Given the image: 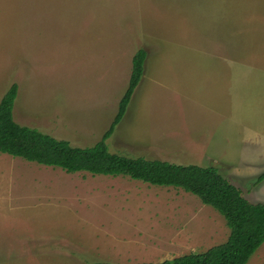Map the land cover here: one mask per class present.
<instances>
[{
  "label": "rangeland",
  "instance_id": "374dc122",
  "mask_svg": "<svg viewBox=\"0 0 264 264\" xmlns=\"http://www.w3.org/2000/svg\"><path fill=\"white\" fill-rule=\"evenodd\" d=\"M141 49L144 76L111 153L213 167L264 204V0H0V103L18 85V124L92 147ZM172 236L179 251H155ZM229 236L182 189L0 154V264L162 263ZM248 264H264V245Z\"/></svg>",
  "mask_w": 264,
  "mask_h": 264
},
{
  "label": "trees",
  "instance_id": "16d2710c",
  "mask_svg": "<svg viewBox=\"0 0 264 264\" xmlns=\"http://www.w3.org/2000/svg\"><path fill=\"white\" fill-rule=\"evenodd\" d=\"M147 52L139 50L132 62V74L117 116L110 129L94 146L79 148L37 129L15 121L14 108L19 87L14 85L0 103V154L21 158L68 173L126 176L161 187H175L201 199L221 214L230 229L227 242L205 253L190 254L162 263L140 264H248L264 245V204L251 203L242 191L222 176L218 169L179 166L159 160L130 158L111 153L107 144L125 118L132 97L145 71ZM264 181V174L258 179ZM110 264V263H96Z\"/></svg>",
  "mask_w": 264,
  "mask_h": 264
},
{
  "label": "crops",
  "instance_id": "0c3cea01",
  "mask_svg": "<svg viewBox=\"0 0 264 264\" xmlns=\"http://www.w3.org/2000/svg\"><path fill=\"white\" fill-rule=\"evenodd\" d=\"M211 161L217 166V164H219V163H222V164H226V160H224V158H222V157H218L217 159H214V158H212L211 159ZM227 164L228 165H231V163L230 162H227ZM215 165H213V166H215ZM215 166V167H216ZM199 167V166H198ZM219 168V167H218ZM220 169V168H219ZM237 169H238V167H237ZM241 172V171H240ZM242 175H244V176H250L249 174H242ZM231 182V181H230ZM233 184V183H232ZM184 194V193H183ZM180 195H176V196H174V197H172L171 198V202H172V204H174L175 203V201H172V200H174L175 198H178ZM186 196V195H185ZM168 201H169V199H168ZM173 238V236L172 237H170V238H168L166 241H168V242H170V243H168L167 245H166V247H164V246H161V242H160V244L158 245V247H156L155 246V251H179V250H176V247L178 246V243H176L175 242V239H172ZM172 239V240H171ZM188 244H189V242H187ZM185 247H187V246H185ZM179 249H180V246L178 247Z\"/></svg>",
  "mask_w": 264,
  "mask_h": 264
}]
</instances>
